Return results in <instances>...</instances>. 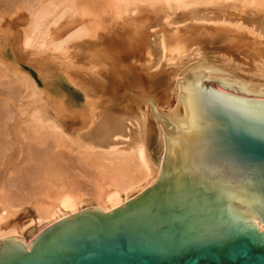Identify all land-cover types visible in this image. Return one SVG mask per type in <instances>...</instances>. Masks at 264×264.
Listing matches in <instances>:
<instances>
[{
    "label": "bare ground",
    "instance_id": "bare-ground-1",
    "mask_svg": "<svg viewBox=\"0 0 264 264\" xmlns=\"http://www.w3.org/2000/svg\"><path fill=\"white\" fill-rule=\"evenodd\" d=\"M32 1L29 5L25 3L28 5L25 12L29 19L26 29L20 35L19 47L30 52L29 56L41 57L43 58L41 60L47 62L51 60L50 58L54 59L50 53L61 54L64 47H69L72 42L89 40L99 34L97 25L100 24V18L94 11V5L98 6L106 0ZM17 2L8 0L6 6L7 8L17 6L19 5ZM21 2L22 6L25 1ZM107 2L115 8V19L121 30L120 34L133 36L127 40L137 45L139 55L142 53L138 61L135 59L133 61L130 55L119 59L117 65L132 73L137 72L138 69L152 73L160 69H168L169 86L172 91L175 76L183 67L196 60L209 59L218 61L241 75L264 80V0H245V3L229 2V0H204L203 2H207L205 5L192 7L189 6L190 0H117L116 4L115 0H107ZM242 13L247 15L241 16ZM167 32H173L174 36L167 39ZM203 36L208 38L209 45L198 48L199 51L196 54L191 53L192 56L188 55L187 48L193 44L189 42ZM45 40L49 43L48 47L43 46ZM106 41L113 50L119 53L125 43L122 42V47L120 44L118 46L113 41V37L106 38ZM238 42L242 45H238ZM219 43L230 47L234 45L237 48L241 47L248 56H245L246 58L242 56L245 58L243 59L224 55V50L219 47ZM171 46L174 49H181L179 53L181 59L178 60V58V61L176 60L178 64L175 65L161 64L163 55L170 51ZM153 68H155L154 71H151ZM107 74L108 72L101 73L94 77H84L79 74L75 78L72 75V80H75L73 86L84 95L79 100L75 98L78 101V107L75 108H70L75 93L69 90L64 95L61 91L62 86L58 84L57 90L53 92L54 95L51 94L55 98L51 106L58 115H55L52 120L45 117L47 122L39 114L36 105L32 110L29 104L25 103L27 100L26 102L34 104V99L31 100L36 89L33 83L28 79H23L24 75L19 76V80L15 76L17 77L15 80L19 81L18 84L23 83V86L20 84V88H18L19 85L17 88L26 92L23 105L25 108L22 107L24 109L22 111L29 108L27 124L23 123L25 131L19 126L22 122L16 129L15 124L18 123H10L8 118L12 112L9 115L5 113L7 118L6 116L4 118L8 121L3 118L2 121H5L1 122L3 126L1 131L7 138H12L16 135H13L14 131L17 130V135L24 138L22 142L31 138L38 139L43 142L48 152L43 154L41 149H36L29 154L27 152L29 161L35 162L34 159L38 157L42 160L38 164L33 163L32 165L36 164L34 167L30 166L25 170L26 174L24 172L23 184L20 187L21 192H17L16 187V190L13 189L16 192L12 193L10 190L15 186L11 187V182L8 186L11 187L9 191L13 195L8 191L7 185L5 186H7L8 194L3 193V195L2 192H5V189L1 186L0 192L2 189L3 191L0 194V238L18 235L23 243L27 244L28 239L25 233L29 234L32 229H41L62 217L89 207H97L102 213H106L139 194L155 181L164 152L162 128L151 115L147 103L142 104V110L137 108V113L125 114L113 108L96 107L95 105L100 104L98 96L109 93ZM21 78L22 81H20ZM5 85L2 86L7 91ZM209 86L226 94L264 100V96L242 94L235 87H233L235 92H232L218 84L216 86L209 84ZM10 87L9 93H13L11 91L14 90L13 84ZM14 95L15 93L12 96ZM45 99L48 98L45 97ZM48 112L52 113L50 109ZM17 137L15 136L16 139ZM150 138L155 143L158 161H155L149 152ZM25 142L24 146L28 143ZM9 143L11 145V142ZM1 146L0 149L6 147ZM60 146L64 147L66 152L59 151L60 148L57 149V147ZM26 162L28 161L24 162L25 165ZM19 168L22 170V165H19ZM19 168H17L18 171ZM16 211L27 215L24 221L26 225L13 226L14 224L5 222L7 216H11Z\"/></svg>",
    "mask_w": 264,
    "mask_h": 264
},
{
    "label": "water",
    "instance_id": "water-1",
    "mask_svg": "<svg viewBox=\"0 0 264 264\" xmlns=\"http://www.w3.org/2000/svg\"><path fill=\"white\" fill-rule=\"evenodd\" d=\"M108 66L109 93L95 106L125 114L149 104L164 141L155 181L106 213L62 217L27 244L0 238V264H264V233L226 216L220 185L205 178L235 160L264 194V100L209 86L263 97L264 80L203 59L183 67L170 91L168 69Z\"/></svg>",
    "mask_w": 264,
    "mask_h": 264
},
{
    "label": "rangeland",
    "instance_id": "rangeland-1",
    "mask_svg": "<svg viewBox=\"0 0 264 264\" xmlns=\"http://www.w3.org/2000/svg\"><path fill=\"white\" fill-rule=\"evenodd\" d=\"M7 1L8 0H0V144H2V146H6L3 148L0 145L2 147V149H0V190L2 188L1 186L4 187L3 189H5V192H2L3 191V189H2V191H1L2 194L3 193L8 194L7 186H8V184L10 186L11 182H12L11 187H13V185L15 186L14 188H12V190L17 187L16 188L17 192H19V191L21 192L20 187H21V184H23V182H22L23 178L22 177H24L26 174L25 170L27 169V167H30V166L34 167L36 164L40 163V161L42 160L40 157H38V159H34L35 162L29 161V159H28L29 153H31L32 151H34L36 149H41L43 154H46L48 152V150L45 147V145L43 144V142L38 140V139L33 140L31 138V139H28L27 141L25 140L28 143H26L25 141L22 142V140H24V138L19 137L17 135L18 134L17 130L14 131L15 133H13V135L16 134L15 136L16 137L18 136L20 139L18 137L16 139L15 136H13L12 138L8 137L9 139L12 140V141L11 140L9 141V139L4 135V132L1 131V128L3 127L1 122L3 123L5 121V120L4 121H2V120L6 115H9L12 112L8 117L10 119L9 122L14 123V124L18 123V124H15L16 129H18L19 126L24 129L25 127L23 126L24 125L23 123L25 122L27 124V120H28L27 113H28L29 108H27L23 112L22 110H24V109H22V107L25 103H28L30 108H32V110L35 109L34 108L35 105L37 106L36 108H37L39 114L41 115V117L45 120V122H47L45 117H49L48 120H52V118H54L55 115H58L55 111H53L54 107L51 106L52 102L55 100L54 96H52V95H54L53 92L57 90L58 84H60V86H62L63 89H61V91L64 93V95H66L69 92V90H70V92L75 93V96L72 97L73 98V100L71 101L72 106L70 108L78 107V103H77L78 101L77 100H79L80 98H83L84 95L82 94V92H80L78 90L77 87L73 86L74 85L73 82H75V80L74 81L72 80V75L75 78V76H78L79 74H80V76H84V77L85 76L94 77V76H97L101 73L106 74L107 73L106 70L109 69V67H108L109 62L113 61V63L117 64L121 59H123V57H129V55L132 56L133 61H134V59L138 61V60H140L141 55H142V53H140V55H139V52H138L139 49L137 48V45L135 43L129 42V40H127V38L129 39L133 36H126V34H123V35L120 34L121 30L118 28L117 20L115 19V17H116L115 8L112 4L110 5L106 0V2L102 1V3H100V5H98V6L94 5V11L97 14V16L100 18L99 19L100 24L97 25V30H98L99 34H97V35L95 34L96 36L94 35L95 36L94 38L91 37V38H89V40L83 39V41L72 42L70 44L71 47L70 46L66 47V48L64 47V51L61 54H58V55L55 54L54 55V54L50 53L51 57H53L54 59L50 58L51 60H48L49 57H47L48 58L47 62H46V60H45V62H44V60H41V59H43L41 57L29 56L30 52L28 53L27 50H25L23 48H19V47H20V35L26 29L27 20L29 19L28 14L25 12L26 11L25 8H28L29 3L31 4V0H27V1L26 0H20V1L16 0L19 2V3L17 2L19 5H17V6L13 5V6H10L9 8H7V6H6V5H8ZM21 1H25V2H23L22 6H21V3H22ZM185 1H188V0H185ZM190 1H191L189 4L190 7L198 6L201 4L205 5L207 3V2H203L204 0H190ZM26 2L28 5L25 4ZM229 2H239V3L243 2V3H245V0H229ZM116 3H117V0H115V4ZM21 7H23V8H21ZM21 9H25V10L22 11ZM178 10H180V9H178ZM238 15H239V13H238ZM244 15H247V14L246 13L241 14V16H244ZM111 30H112V32H111ZM167 34H168L167 39H170L171 37L174 36L173 32L172 33L167 32ZM224 36H226V35H224ZM104 37H105V39H104ZM111 37H113V41L116 42L118 46L120 44V46L122 47V45H121V44H123L122 42H125L124 47L122 49L123 52L121 51L122 53L121 52L119 53L118 51L113 50V48L109 46V44L107 43L108 41H106V38L110 39ZM209 42L210 41L208 40V38L206 36H203L199 39L191 40L189 42V44H192V43L193 44L187 48L188 55L189 54L191 55V53L196 54L199 51L198 48L207 47V45H209ZM13 44H14V46L15 45H17V46L14 47ZM48 45H49V43L47 40L43 41V46L48 47ZM218 45L222 50H224V55L227 54L231 58H243L242 56H244V57L248 56V55H245V53L243 52V48H241V47L237 48V47H235V45L230 47V46L222 44V43H219ZM238 45H242V44L238 42ZM118 46H116V47L118 48ZM72 48H73V50H72ZM18 49H19V51H16ZM180 52H181V49H174L172 47L170 49V51L166 52L167 55L166 54L163 55V57H162L163 59H161V64H164V63H169V65L178 64L177 61L181 59V57L179 55ZM33 57H35V58H33ZM245 58H243V59H245ZM108 60H109V62H108ZM36 62H38V63H36ZM105 62H107V63H105ZM40 66H42V67H40ZM41 68H44V70L43 69L41 70ZM154 69L155 68L151 69V71H154ZM17 74H19L20 77L24 75L23 79L24 78L28 79L31 83H33L34 87L37 89V91L35 89L34 95L31 99V100L34 99V104L33 103L31 104V102H26L27 101V100H25L26 92L24 93L22 91L23 89L22 90L18 89V88H20L21 85L23 86V83L21 82L20 83L21 85L18 84L19 83L18 80L20 79V77L17 76ZM89 74H91V75H89ZM15 76L18 77V80H15V78L17 79V77H15ZM67 78H69V79H67ZM6 79H8L10 81L12 79V81L10 82ZM23 79L21 78L20 81H22ZM12 82L16 83L17 85L16 84L14 85V83H12ZM5 84L6 85L9 84V86H6ZM11 84H13V87L15 90V92H14V90H11V91H13V93H15L14 96H12L13 93L12 92L9 93V90H8ZM209 84L212 86H216V84L213 81L209 82ZM2 85H5L8 92L6 91V89ZM18 85H19V87L17 88ZM11 88L12 87H10V89ZM16 89H18V90H16ZM10 94H12V95H10ZM48 95H50L51 97ZM34 96L35 97L37 96V98H34ZM45 97L48 98L49 101H48V99H45ZM39 98H41V100ZM24 100H25V103H24ZM35 100L37 101L38 105H37V103L35 104V102H36ZM82 100L83 99H81V101ZM46 107H48V108H46ZM23 108H25V107H23ZM40 108L42 110H40ZM47 109L48 110L50 109V111H52V113L55 112V114L48 112ZM101 109H104V108H101ZM59 110H62V108H59ZM4 111H6V112H4ZM5 113H6V115H4ZM44 114H46V115H44ZM11 116L13 117V119ZM111 116L112 115L110 114V117ZM6 118H7V116H6ZM6 118H4V119H6ZM6 120L8 121V119H6ZM21 122H22V125H19V124H21ZM26 124H25V126H26ZM24 131H25V129H24ZM19 133H20V131H19ZM20 141H21V143H20ZM5 142L7 143V145ZM9 142H11V145H9L10 144ZM24 142L26 143L25 146H24ZM39 142H40V145H39ZM26 145H28V146H26ZM20 147L22 148V151H21ZM23 147H25V148H23ZM7 148L8 149L10 148L9 149L10 151H8ZM57 149H59V151H61V152H66L64 147L60 146V147H57ZM57 149H55V150H57ZM148 149H149V152L151 153L153 159L155 161H158L159 157H158V154L156 152L155 143H154L152 138H150V141L148 144ZM6 150H7V152H6ZM24 150H28V151H24ZM3 152L4 153L6 152V153L4 154ZM23 152H24V154H23ZM27 152H28V154H27ZM35 158H37V157H35ZM23 159H25V160H23ZM25 161H28V162H26L27 166L24 164ZM30 162H31V165H30ZM33 163H36V164L32 165ZM19 165L20 166L22 165V170H20ZM17 168H19V171ZM9 170H10V172H9ZM14 171H16V172H14ZM20 171H21V173L17 174V172H20ZM24 172H25V174H24ZM14 173H16V174H14ZM19 175H20V177H19ZM14 182L18 183V184H15ZM5 185H7V186H5ZM18 185H20V186H18ZM9 186H8V191L11 188ZM18 189H20V190H18ZM12 190H10L12 193L16 192V191H14V190L12 191ZM1 192H0V194H1ZM5 196L9 197L8 195H5ZM16 213L19 217L16 215ZM19 213H20V211H16L15 213L12 214L13 216L12 215L7 216V218L5 219V222L8 224H11V225L14 224L13 226H19L21 224L26 225L27 223H25L24 221L26 220L27 217H25V216H27V215L22 214V213L19 214ZM43 228H45V227H42L41 229L40 228L32 229L29 234L25 233V236L28 239V241L35 234H37L40 230H42Z\"/></svg>",
    "mask_w": 264,
    "mask_h": 264
},
{
    "label": "clouds",
    "instance_id": "clouds-1",
    "mask_svg": "<svg viewBox=\"0 0 264 264\" xmlns=\"http://www.w3.org/2000/svg\"><path fill=\"white\" fill-rule=\"evenodd\" d=\"M225 169L205 174L206 179L211 177L220 185L225 215L247 221L257 232L264 233V220L258 211L264 207V194L248 186L254 181L237 161L227 160Z\"/></svg>",
    "mask_w": 264,
    "mask_h": 264
}]
</instances>
